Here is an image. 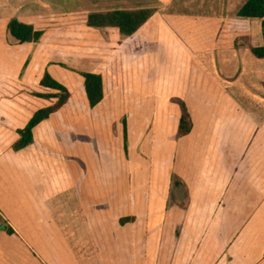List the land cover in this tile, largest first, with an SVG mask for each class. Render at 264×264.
<instances>
[{"label": "crops", "instance_id": "crops-1", "mask_svg": "<svg viewBox=\"0 0 264 264\" xmlns=\"http://www.w3.org/2000/svg\"><path fill=\"white\" fill-rule=\"evenodd\" d=\"M247 1L0 0V256L17 239L25 264H264V17L239 16ZM144 7L133 36L87 25ZM118 56L123 82L90 106L82 73ZM46 72L70 98L17 150L57 101L35 95L56 93Z\"/></svg>", "mask_w": 264, "mask_h": 264}, {"label": "trees", "instance_id": "trees-1", "mask_svg": "<svg viewBox=\"0 0 264 264\" xmlns=\"http://www.w3.org/2000/svg\"><path fill=\"white\" fill-rule=\"evenodd\" d=\"M147 1V0H134ZM153 8H139L136 10H113L106 13L94 12L88 15L87 25L94 28L114 27L124 36H133L140 27L153 15ZM241 17L263 18L264 0H248L239 10ZM10 35L18 43L38 42L42 32L35 30L32 25L12 19L8 24ZM137 44V43H136ZM252 52L257 57L264 56V47L253 48ZM84 91L90 106L97 105L116 85L123 82V58L118 56L100 73L83 72ZM45 87L56 91L54 94L36 93L42 97H54L57 101L47 107L38 109L24 129L18 131L20 139L14 145L15 149H21L29 145L32 140V129L41 121L47 119L52 113L58 111L70 98V92L65 86L52 78L46 72L40 82ZM190 122L187 115H183L179 122V135H186L190 131Z\"/></svg>", "mask_w": 264, "mask_h": 264}, {"label": "rangeland", "instance_id": "rangeland-1", "mask_svg": "<svg viewBox=\"0 0 264 264\" xmlns=\"http://www.w3.org/2000/svg\"><path fill=\"white\" fill-rule=\"evenodd\" d=\"M127 1L128 2L124 4V7L136 8V4L138 3L137 1L134 0H127ZM0 240H2V238H0ZM1 252L5 254H11L12 252L11 255L12 258L8 262L7 257L4 258L3 256H0V264H22V263L25 264L23 262V259L28 258L30 254L26 249L22 247L20 243H18L17 239H13L8 244H6L5 247L1 249Z\"/></svg>", "mask_w": 264, "mask_h": 264}]
</instances>
